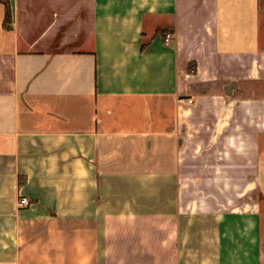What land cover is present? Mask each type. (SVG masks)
Here are the masks:
<instances>
[{"label":"crops","instance_id":"crops-1","mask_svg":"<svg viewBox=\"0 0 264 264\" xmlns=\"http://www.w3.org/2000/svg\"><path fill=\"white\" fill-rule=\"evenodd\" d=\"M8 1L0 264H264V0Z\"/></svg>","mask_w":264,"mask_h":264},{"label":"trees","instance_id":"trees-1","mask_svg":"<svg viewBox=\"0 0 264 264\" xmlns=\"http://www.w3.org/2000/svg\"><path fill=\"white\" fill-rule=\"evenodd\" d=\"M0 4H4L6 7L4 28L11 29L13 21L11 4L8 0H0Z\"/></svg>","mask_w":264,"mask_h":264},{"label":"built area","instance_id":"built-area-1","mask_svg":"<svg viewBox=\"0 0 264 264\" xmlns=\"http://www.w3.org/2000/svg\"><path fill=\"white\" fill-rule=\"evenodd\" d=\"M171 39H172V34L168 33L165 37L166 44H169ZM189 101L192 102V100H189ZM29 203H30V200L27 197L20 198V205H28Z\"/></svg>","mask_w":264,"mask_h":264}]
</instances>
